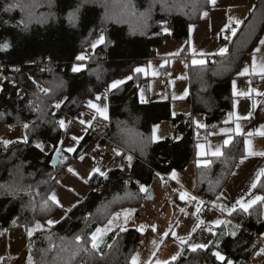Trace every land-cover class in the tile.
Here are the masks:
<instances>
[{
	"label": "trees",
	"instance_id": "1",
	"mask_svg": "<svg viewBox=\"0 0 264 264\" xmlns=\"http://www.w3.org/2000/svg\"><path fill=\"white\" fill-rule=\"evenodd\" d=\"M209 5L207 0H0V63L8 74L0 83V128L24 133L11 141L0 137V234L34 229L39 222L42 228L28 237L34 264H132L143 237L137 229L111 232L98 249L92 248L91 236L116 212L138 208L147 200L159 177L155 171L170 176L183 170L196 156L197 141L224 121L233 98L231 84L264 35V0L255 1L228 54L190 72L189 100L194 113L206 115L205 129L194 127L192 116H172L170 102L141 104L140 73L109 88L166 42L187 39L190 26L200 22ZM8 6L13 7L5 11ZM70 15L75 19L70 21ZM101 36L104 43L93 47ZM80 55L86 58L77 60ZM12 82L29 92L35 83L44 84L48 92L36 111L29 105L31 93L22 97ZM106 90L109 118H99L102 134L134 159L131 165L113 168L107 178L95 173L86 198L48 224L54 206L51 192L75 158L62 161L71 124L64 129L59 121L64 114L75 118ZM58 99L61 112L53 108ZM166 120L172 121L179 138L155 142L154 126ZM93 140L86 133L81 144ZM60 147L62 157L53 166ZM243 151V138L235 137L221 157L198 167L199 197L212 201L221 193ZM230 219L239 227L236 235L205 249H184L167 264H249L261 246L252 232L264 233V201L247 212L238 210ZM217 251L225 261L213 255Z\"/></svg>",
	"mask_w": 264,
	"mask_h": 264
},
{
	"label": "crops",
	"instance_id": "2",
	"mask_svg": "<svg viewBox=\"0 0 264 264\" xmlns=\"http://www.w3.org/2000/svg\"><path fill=\"white\" fill-rule=\"evenodd\" d=\"M255 1L256 0H216L215 5L210 3L209 9L205 11L208 13L207 17L202 15L199 23L190 26L189 37L187 39L168 41L163 46L159 47L152 57L141 61L137 66V68L144 69L143 72H139L142 79L137 85L140 103L150 104L157 102H170V113L172 116H192L194 127L205 129L207 126L206 115L202 113H194L192 102L189 100L191 93V85L189 80L190 72L193 67L205 65L208 61L213 60L216 57H221L228 54L230 41L233 38V35L231 33L230 38L225 39V33L234 27H240V25L246 20L252 11ZM237 21L239 23H237ZM237 30L233 31L236 33ZM226 40H228V44L226 43ZM261 40H264V35L261 37L260 41ZM173 41L176 43H173ZM260 41L256 49L260 48L261 51L257 52L255 49L254 52L245 59L240 73L243 72L245 68H248L250 73L252 72V62L254 57L256 59L257 65L264 64V46L260 44ZM224 43H226V45H224ZM221 49H227V51L223 55H220L219 52ZM200 53H205V55L201 56ZM213 53L216 54L212 55ZM154 59L159 61L163 60L165 62V65L161 66V73L159 75L160 78L164 77L166 72H169L173 61L174 63L180 62L179 64H183V67H186L184 62L187 63L188 70L185 80L187 81L188 89L184 87L183 94L176 96V98L173 99L171 91L170 99L163 101L153 100L149 82L152 79H155V77L151 76L149 70L151 67V62ZM198 59H204L205 63L194 64L193 60ZM136 73L138 72L134 71L127 73L117 80H123L125 81L123 84H125L132 80L134 74ZM240 73L239 77L234 79L231 84L233 98L230 108L227 110L228 112L224 121L212 126L208 136L197 141L195 145V158L190 161L183 170H174L173 172L176 173L174 178L172 175L173 172L169 176L182 189L181 193H178L175 202L167 201L166 197L164 196L166 203L163 205L175 209V216H173V219L176 221L173 224L174 226L170 228V225L168 227L166 225H151V233L154 232L153 229L156 227L160 228L159 231L167 233L166 237L171 231L172 232L170 235L175 233V235L172 237L175 239V242L171 241L170 236L169 239L173 243V252H177V254L179 253V256L184 249L193 251L192 248L194 245L203 244L209 247L214 241L219 243L227 236H234L231 234L233 232L236 235L239 231V227L236 223L231 221L230 217H232L238 210L245 212L239 207L237 201L243 200L245 203H249L256 196H264V176L260 175L261 170H264V155H260V153H264V136L259 134V132L264 129V96L256 95V92L252 91L255 89L256 91L264 92V80L255 74L241 75ZM128 77H131V79H128ZM111 89L113 88L110 87L109 90ZM109 90L104 91L99 96L100 99L92 102L100 108H106L108 118ZM142 92L143 96L141 94ZM245 93H247V95H245ZM178 101H187L189 106L187 108H181L177 105ZM199 116H202L200 118H202L203 121L201 125L198 126L195 124V122H197V118H199ZM237 117L249 118L237 119ZM99 118L103 119V121L108 119H104L100 113L89 107L88 109L81 110L74 120L71 121V123H68L66 117H64L63 120L67 122V125H73L77 122L78 127L80 125L86 132L85 126L93 125V123ZM81 120H83L85 123H80ZM165 122L172 123L171 120H166L155 125L153 136L157 135L159 129L165 124ZM237 125H239L240 128L239 132L236 131ZM15 129L20 128H14L12 130L0 128V130L4 132V135L9 136L7 140H10L11 135L7 132L15 133ZM172 131L176 135L174 125L172 126ZM248 133H253V135L249 136ZM235 137L243 138V155L238 159L221 193L211 201L212 207L207 208L202 203L201 199L195 196L198 195L196 181L197 169L199 166H206L210 164L214 158L221 157L224 154L225 149L233 142ZM176 138H179V136L176 135ZM165 139L167 138L162 140ZM95 140L99 142V145L96 147V151L99 155L106 154L107 146L110 148L105 157V162H103L101 166L103 170H106V165L110 159V151L113 150V147L106 142L101 143V140L94 139L93 141ZM162 140L154 141L159 142ZM226 140L230 141V143L225 144ZM217 150H219L222 154L219 156H214L212 153L216 152ZM128 163L129 162H127V166L129 165ZM158 179L162 182L159 177L155 178L150 187L151 189L154 185V182ZM253 183H256L257 185L255 189L252 188ZM183 193H187V195L184 197V199H181V195ZM192 197H195V199H192ZM155 199L156 197L153 194V199H147L146 201L150 202ZM260 202L262 201H257V203L252 205L249 210ZM233 207L236 208V211L229 215L228 210L232 209ZM198 208L199 211H197ZM165 215L170 216V213L166 212ZM217 220L223 221V223L217 225ZM201 221H203V223H201ZM181 241L186 242L181 243ZM164 245H166V243H164ZM198 249L205 248H196V250Z\"/></svg>",
	"mask_w": 264,
	"mask_h": 264
},
{
	"label": "rangeland",
	"instance_id": "3",
	"mask_svg": "<svg viewBox=\"0 0 264 264\" xmlns=\"http://www.w3.org/2000/svg\"><path fill=\"white\" fill-rule=\"evenodd\" d=\"M227 42L228 40H226V43ZM173 43L176 42L173 41ZM226 43H224V45H226ZM95 44L98 45L97 42ZM179 63L180 62L174 63L173 61L169 72H166L164 77L160 78L159 75L161 73V66L165 65V62L163 60L159 61L157 59H154L151 62L149 72L151 76L155 77V79H152L149 82V87L153 100L163 101L170 99L171 91L172 98L174 99L176 96L183 94L184 87L188 89L187 81L185 80L188 70L187 63L184 62L186 67H183V64ZM141 94L143 96V92ZM177 103V105L181 108H187L189 106L187 101H178ZM200 117L202 116H199V118H197V122H195V124L198 126L201 125L203 121V119ZM172 126L173 124L171 122H165V124L159 129L157 135L153 136V139L162 140L164 138H175L176 135L172 131ZM67 127V122H65L64 129ZM70 129L71 130L67 137V143L64 147L66 153L62 158V161H66L70 157L75 158L60 176L57 185L51 192V195L54 193L59 200L60 205H62V207H60L54 204L53 208L51 209L52 214L49 220H53L55 223L62 219L69 209L86 198L90 191V179L94 175V169L99 168L101 172L106 173V170H103L101 166L102 163L105 162V157L110 149L107 146L106 154L99 155L96 151V147L99 145V142L96 140L81 144L86 132L80 125L78 127L77 122L71 125ZM3 133L4 132L0 130V137H4ZM7 133L11 134L10 140L15 138H23V131L21 129H15V133ZM74 137L76 139H73ZM70 148L74 149V151H68ZM81 157H83V159H81ZM69 169H72L73 171L70 172ZM163 190L164 182H161L158 179L154 182L152 187V193L156 197L155 200L150 202L145 201L140 207L136 209H125L113 214L109 219L112 220L111 226H109L107 222L100 227H107V231L102 232L98 237V247L102 243L107 242V240L104 239L111 232L120 229L135 228L143 235L135 253V258L137 259L138 264H167L178 258L179 253L177 254V252H173L174 250L172 242H175V239L172 237L175 235V233L170 235L172 232L171 231L166 237L165 233L159 231L160 228L157 227L154 228V232L151 233L152 224L155 226L166 225L167 227L170 225L171 228L174 226L173 224L176 221L173 219V216H175V209L163 205L166 203ZM174 190L177 192V194L181 193L182 191L178 184L174 186ZM166 212H169L170 216H166ZM117 214H119L118 218L113 219V217H116ZM29 230V228H17L8 232L1 231L0 257H9L10 264H34L32 259L31 261L29 260ZM169 236L172 242L170 241ZM164 243H166V245H164ZM261 248L263 247L260 246L256 250L249 264L264 263V254H258ZM173 257H175V259H173Z\"/></svg>",
	"mask_w": 264,
	"mask_h": 264
},
{
	"label": "snow or ice",
	"instance_id": "4",
	"mask_svg": "<svg viewBox=\"0 0 264 264\" xmlns=\"http://www.w3.org/2000/svg\"><path fill=\"white\" fill-rule=\"evenodd\" d=\"M207 2H210L212 5H215V4H216V0H207ZM12 7H13V6H8L7 8H5V11H10V10L12 9ZM203 15H204L205 17H207L208 13H207V12H204ZM74 19H75V17L70 15V21H72V20H74ZM237 23H239V22L237 21ZM232 35H233V36L235 35V31L232 32ZM103 43H104V37L101 36L100 39L97 41V44H103ZM260 44H261L262 46H264V40H261V41H260ZM5 47H6V45H5ZM93 47H96V44H94ZM226 51H227V49H221L220 52H219V54H220V55H223ZM256 51H257V52H260L261 49H260V48H257ZM215 54H216V53H213L212 55H215ZM200 55H201V56H204L205 53H200ZM85 58H86V57H85L84 55H80V56L77 57V60H84ZM193 63H194V64H204V63H205V60H204V59L193 60ZM73 71H74V72H78V71H80V67H73ZM135 71L139 73V72H143L144 69H143V68H136ZM240 74H241V75H251V74H255V75L260 76V78H261L262 80H264V64L257 65V63H256V59H255V57H254V58H253V62H252V72L250 73V72H249V69H248V68H245V69L243 70V72H241ZM128 79H131V77H128ZM124 82H125V81H123V80H117V81L113 82V84L111 85V88H116L118 85L123 84ZM234 87H235V82H234ZM43 91H44L45 93L48 92L47 89H44ZM252 91L256 92V95L264 96V92H259V91H256L255 89H253ZM245 95H247V93H245ZM97 99H100V97H97ZM254 106H255V105H254ZM55 107L59 108L60 105H59V104H56ZM89 107L95 109L98 113H100L101 116H103L104 119H107V118H108V117H107V109H106V108H100V107H98L95 103H92L91 101H89ZM248 118H249V117H237V119H248ZM80 123L83 124V123H85V122H84L83 120H81ZM59 125H60L62 128L65 127V121H64V120H60V121H59ZM27 127H28V126L25 125V128H27ZM236 131H237V132L240 131L239 125H237V129H236ZM259 134L262 135V136H264V129H262V130L259 132ZM248 135L251 136V135H253V133H248ZM73 139H76V138L74 137ZM24 142L27 143V138H25ZM3 143L7 144V143H9V142H8V141H4ZM227 143H230V141H227V140H226V141H225V144H227ZM37 147H39V148H41V150H43V148H42L41 145L38 144ZM68 151H74V149H71V148H70V149H68ZM117 154L119 155L120 153H117ZM212 154H213L214 156H219V155H221L222 153H221L219 150H217L216 152H213ZM260 155H264V153H260ZM81 159H83V157H81ZM127 160H128V162H129V165H131L132 157H131V156H128V157H127ZM241 162H243V161H241ZM69 171L71 172V171H73V170H72V169H69ZM97 172L100 173V175L105 176V178H107L106 173L101 172L99 168L94 169L93 174H95V173H97ZM172 175H173V177H175L176 173L173 172ZM260 175H261V176H264V170H261ZM85 182H87V181H85ZM256 186H257L256 183H253V184H252V188H253V189H255ZM144 190H145V189H143V188L141 189V191H144ZM186 195H187V193H183V194L181 195V199H184V197H185ZM192 199H195V197H192ZM49 200H51V202L54 203V204H56L57 206L62 207V205H60L59 200L57 199V197H56V195H55L54 193L49 197ZM257 201H264V196H256V197H255L253 200H251L249 203H245L243 200L237 201V203H238V205H239L240 208H242L245 212H247V211L249 210V208L252 207V205H254V204L257 203ZM47 203H48V202L45 201V204H46V205H47ZM222 210H223V209H222ZM197 211H199V208L197 209ZM234 211H236V208H235V207H233L232 209H229V210H228V214L231 215L232 212H234ZM118 216H119V214H117L116 217H113V219H117ZM47 223H48V224H53V223H55V221H53V220H48ZM201 223H203V221H201ZM222 223H223V221H220V220H217V221H216V224H217V225L222 224ZM111 224H112V220H109V221H108V225L111 226ZM41 228H42V225H41L39 222H37V223L35 224V228H34V229H30V230L28 231V235L31 236V235L33 234V231H35V230H39V229H41ZM122 230H126V229H122ZM141 230H142V229H141ZM153 230H155V229H153ZM106 231H107V227H106V228H97V229H96V233L93 234V235L91 236V242H92V243H91V246H92L93 249H98V242H97V241H98V237L100 236V234H101L102 232H106ZM231 234H232V235H235L234 232L231 233ZM165 235H167V233H165ZM79 240H80V237H77V242H79ZM185 242H186V241H181V243H185ZM206 247H207V245H203V244H201V245H194L193 248H192V250L195 251L196 248H206ZM85 250H86V249H85ZM258 254H264V248H261V249H260V252H259ZM213 255H214L218 260H220V261H222V262L225 261V257H224L223 255H221L220 252H218V251H217V252H214ZM173 259H175V257H173ZM29 260L31 261V257H29ZM132 264H138V261H137V259H136L135 257L132 259ZM227 264H232V262H231V261H228Z\"/></svg>",
	"mask_w": 264,
	"mask_h": 264
},
{
	"label": "built area",
	"instance_id": "5",
	"mask_svg": "<svg viewBox=\"0 0 264 264\" xmlns=\"http://www.w3.org/2000/svg\"><path fill=\"white\" fill-rule=\"evenodd\" d=\"M238 27H234L231 30H228L225 35L224 38L228 39L231 36V33L233 30H237ZM211 59V58H209ZM42 68L45 69V65H42ZM6 78H8V74L6 73V67L4 65H2L0 63V83L2 81H4ZM12 84L18 88L19 90V94L24 97L26 95V93H31V100L29 102V105L31 107L34 108V110L36 111L38 109V101H44L47 93H45L43 90L46 89V87L44 86L43 83H35L34 86V90L33 91H27L24 87L20 86L18 83L16 82H12ZM56 104L61 105V99H58V101L54 104V109L56 111L61 112V108H57L55 107ZM64 117L67 118L68 123H71L72 120H74L73 117L68 116L66 114H64ZM102 126L103 123L101 121V119H97L93 125L90 126H85V130L86 133L93 137L94 139L97 140H103L106 143L110 144L113 147V150L111 151L110 154V159L108 161V164L106 165V175H108V173L115 167H125L127 165V157L131 156L132 159L134 158L133 155L126 151L123 150L122 148L118 147L116 144L110 142L108 139H106L103 134H102ZM4 138L8 139L9 136L8 135H4ZM65 138L66 135L65 133L62 135L61 140H60V146L62 147L64 142H65ZM61 147L58 149V152H61ZM117 153H120L119 155ZM155 174L159 176V178L164 182V185L166 188H164V196L166 197L167 201L169 202H175L177 199V192L174 190V186L176 185V183L167 175L161 174L159 172L155 171ZM197 198L201 199L202 203L207 207L210 208L212 207L211 205V201L209 200H204L202 198H200L198 195H195ZM255 236H257V238L259 239V242L261 244V247L264 248V234H256L254 232H252ZM0 264H10V258L5 256V257H0Z\"/></svg>",
	"mask_w": 264,
	"mask_h": 264
},
{
	"label": "water",
	"instance_id": "6",
	"mask_svg": "<svg viewBox=\"0 0 264 264\" xmlns=\"http://www.w3.org/2000/svg\"><path fill=\"white\" fill-rule=\"evenodd\" d=\"M61 157H62V153L61 152H57V154L55 155V158L53 160V166H56L59 163ZM147 199L148 200L153 199V193H150Z\"/></svg>",
	"mask_w": 264,
	"mask_h": 264
}]
</instances>
